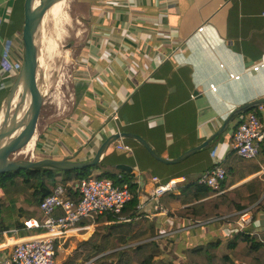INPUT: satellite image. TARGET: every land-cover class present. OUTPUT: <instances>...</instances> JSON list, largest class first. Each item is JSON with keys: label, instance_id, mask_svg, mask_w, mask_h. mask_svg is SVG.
I'll use <instances>...</instances> for the list:
<instances>
[{"label": "crops", "instance_id": "obj_1", "mask_svg": "<svg viewBox=\"0 0 264 264\" xmlns=\"http://www.w3.org/2000/svg\"><path fill=\"white\" fill-rule=\"evenodd\" d=\"M23 4L0 0V111L23 63L16 40ZM88 13V34L71 79L70 113L46 126L43 121L36 148L41 157L87 160L107 137L132 133L160 157L175 160L220 131L231 111L264 97V67L253 70L264 62V0H99ZM114 109L115 121L108 117ZM237 119L208 146L177 163L159 161L131 137H120L103 155L105 166L99 172L119 170L118 164L133 168L138 219L154 223L152 239L163 235L166 255L174 245L181 252L238 231L228 217L191 226V220L172 216L168 208L156 209L160 198L154 197L153 180L184 178L169 191L174 193L199 182L233 150ZM121 142L132 151L118 150ZM180 207V202L171 204V210ZM253 212L248 231L255 233L264 230V210ZM96 221L81 223L87 228L73 231L61 244L57 264L68 261L78 243L92 235ZM22 227L16 226V233L14 228L1 232L0 260L14 243L33 236ZM96 258L80 264H93ZM172 258L180 261L183 256Z\"/></svg>", "mask_w": 264, "mask_h": 264}, {"label": "trees", "instance_id": "obj_2", "mask_svg": "<svg viewBox=\"0 0 264 264\" xmlns=\"http://www.w3.org/2000/svg\"><path fill=\"white\" fill-rule=\"evenodd\" d=\"M248 112L262 116L255 107ZM105 166V159L93 168ZM226 171L221 182L223 192L218 193L206 184L197 182L194 185L179 188L178 193L166 192L160 197V204L169 209L172 216L189 219L192 222H204L228 217L236 221L238 213L252 208L264 210V141L258 155L247 159L233 150L218 164ZM110 170L98 178H111L115 182L129 184L132 192L131 201L119 214H103L96 220L92 235L78 243L72 256L62 264H80L93 258V264H176L170 255H166L160 246V240L152 239L156 227L149 220L143 223L138 219V192L130 172ZM123 175L118 179V174ZM89 177L87 170L68 171H35L21 170L0 174V234L4 230L22 227L21 218L37 217L42 219L40 202L61 185L68 194L78 200L74 184ZM173 202H180L183 207L171 210ZM23 204H27L26 208ZM254 218V217H253ZM84 219L82 224L90 223ZM23 230L22 236L27 232ZM31 235L43 233V228L27 230ZM170 253L183 256L181 264H264V230L259 232L237 231L230 238H215L208 242L184 247L176 251L174 245Z\"/></svg>", "mask_w": 264, "mask_h": 264}, {"label": "built area", "instance_id": "obj_3", "mask_svg": "<svg viewBox=\"0 0 264 264\" xmlns=\"http://www.w3.org/2000/svg\"><path fill=\"white\" fill-rule=\"evenodd\" d=\"M263 67L264 62H260L253 67V70L258 71ZM231 76L239 78V75ZM211 89L216 90V85L212 84ZM258 108L262 116L255 112L240 114L237 116L238 119L232 132V147L239 155L247 159L258 155L261 143L264 141V104L259 105ZM108 117L114 121L117 120V109L108 113ZM116 147L118 150L132 151V148L123 142L117 144ZM122 177L121 173L117 176L118 179ZM225 177V169L222 166H216L204 172L199 182L221 193L223 190L220 184ZM153 180L157 182L154 197L160 198L164 193L175 190L176 183L184 181V178H174L168 183H160L158 177H154ZM74 189L78 200L75 196L68 194L61 185L43 198L39 207L43 214L42 219L36 217L25 219L22 229L43 228L45 231L14 243L10 252L0 260V264H57V251L62 246L61 244L69 239L73 231L78 232L87 228L81 225L84 219H90L94 223L103 214H119L132 199L129 184L121 181L115 182L111 178H98L94 175L76 182ZM156 209L164 210L160 203L156 205ZM238 214L235 221L237 230L248 231L254 220L253 209H244ZM213 220L196 223L191 221L190 225L196 226ZM18 230L14 228L11 232L16 233ZM160 238H163L162 234L157 236L158 240Z\"/></svg>", "mask_w": 264, "mask_h": 264}, {"label": "water", "instance_id": "obj_4", "mask_svg": "<svg viewBox=\"0 0 264 264\" xmlns=\"http://www.w3.org/2000/svg\"><path fill=\"white\" fill-rule=\"evenodd\" d=\"M60 1L64 2L63 11L66 13L67 9L70 8L68 3L75 0H39L37 5L35 4L36 0H24L23 8L20 13V23L16 32V40L23 54V63L20 72L17 75L16 81L14 82L4 102L6 109L4 119L0 127V174L21 170H50L63 172L68 170L90 169L100 163L109 146L119 140L120 137H131L136 139L154 158L161 162L177 163L208 146L213 139L226 130L229 123L237 116L264 104V97H261L237 107L227 116L220 131L202 142L197 147L188 150L175 160H168L160 157L151 149L143 138L132 133H115L114 135L107 137L98 147L94 155L83 161L34 157V152L37 148L38 140L43 130V106L45 102L44 95L39 87L37 76L39 67V48L35 44V31L44 16L49 14L51 8ZM97 1L99 0H76L75 3L71 5V9L72 7L81 9L84 6H88L90 10ZM21 82L24 87V102H26L27 96L29 95L30 103L20 123V127L17 128V130L20 131L15 134V131L17 132V130H15L13 136L5 141L9 135L8 125L13 108V100ZM31 142H33L32 149L27 151L28 145ZM116 166L119 170H125L127 172H132L133 169L131 166L126 164H118Z\"/></svg>", "mask_w": 264, "mask_h": 264}, {"label": "rangeland", "instance_id": "obj_5", "mask_svg": "<svg viewBox=\"0 0 264 264\" xmlns=\"http://www.w3.org/2000/svg\"><path fill=\"white\" fill-rule=\"evenodd\" d=\"M75 1L68 3L70 8L67 9L66 15L62 17V19L64 18L65 20L61 19V21L56 24L57 27L56 25H53L55 23L52 21L49 24L47 23L46 26V39L51 41V44L54 47V52L51 57L45 56L46 51L44 50L47 45L41 47L42 58L38 71V83L45 99L43 106L44 126L49 125L54 121L61 120L62 118L64 119L68 117L70 113V86L75 66V58L81 44L84 41V38L88 34L86 28L87 23L85 20H87L89 17L88 6H84L81 9L72 7L71 9V5H73ZM47 71L49 73L48 75ZM37 151L38 150L36 149L34 152V157H41ZM86 170L88 171L89 176L107 171L105 169L104 171L99 172L98 168H90ZM110 171L115 173L118 172V170L114 168L110 169ZM23 205L26 208L28 206L27 204ZM173 256L175 257V255L170 253V257ZM174 261L176 264H181V260ZM183 261L185 260L183 259Z\"/></svg>", "mask_w": 264, "mask_h": 264}, {"label": "bare ground", "instance_id": "obj_6", "mask_svg": "<svg viewBox=\"0 0 264 264\" xmlns=\"http://www.w3.org/2000/svg\"><path fill=\"white\" fill-rule=\"evenodd\" d=\"M38 3H39V0H36L35 4L37 5ZM63 7H64V2L63 1H60V2L56 3L51 8V10L49 11L50 13L44 16V18L38 24L37 29L35 31V44L39 48V67L41 65L40 61H41V58H42V56H41V47H43L44 45H47L45 50L42 49V50L46 51L45 52V54H46L45 56L51 57V55L54 52V47L52 46L51 41L46 39V37H47V31H46L47 23L49 24L52 21L53 23H55L53 25H56L59 21H61L62 17H64L66 15V13L63 11ZM56 27H57V25H56ZM59 37H60V35H59ZM39 67H38V71H39ZM38 71H37V76L39 74ZM48 74L49 73L47 71V75ZM29 103H30V96L29 95L27 96L26 102H24V87H23V83L21 82L19 84L18 88H17V92H16L14 100H13V108H12V111H11V117H10V121H9V125H8L9 135L7 136L5 141L10 139V137L13 136L14 131L17 130V128L20 127V125H21L20 123H21V121H22V119H23V117H24V115H25V113H26V111L28 109ZM5 109H6V107L4 105L3 108L0 111V127H1L2 121L4 119ZM19 131L20 130H17V132L15 131V134L18 133ZM32 144H33V142H31L28 145L27 151H30L32 149Z\"/></svg>", "mask_w": 264, "mask_h": 264}]
</instances>
